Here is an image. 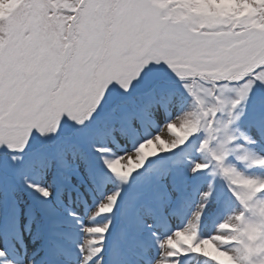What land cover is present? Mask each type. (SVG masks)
<instances>
[{
	"label": "snow or ice",
	"instance_id": "6c2138e0",
	"mask_svg": "<svg viewBox=\"0 0 264 264\" xmlns=\"http://www.w3.org/2000/svg\"><path fill=\"white\" fill-rule=\"evenodd\" d=\"M0 5V264H264V0Z\"/></svg>",
	"mask_w": 264,
	"mask_h": 264
},
{
	"label": "rangeland",
	"instance_id": "374dc122",
	"mask_svg": "<svg viewBox=\"0 0 264 264\" xmlns=\"http://www.w3.org/2000/svg\"><path fill=\"white\" fill-rule=\"evenodd\" d=\"M213 3H217L223 6H228V5L234 6L236 3V0H213Z\"/></svg>",
	"mask_w": 264,
	"mask_h": 264
},
{
	"label": "trees",
	"instance_id": "16d2710c",
	"mask_svg": "<svg viewBox=\"0 0 264 264\" xmlns=\"http://www.w3.org/2000/svg\"><path fill=\"white\" fill-rule=\"evenodd\" d=\"M1 10V9H0Z\"/></svg>",
	"mask_w": 264,
	"mask_h": 264
}]
</instances>
